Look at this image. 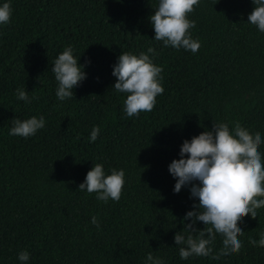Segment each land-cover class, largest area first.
Returning <instances> with one entry per match:
<instances>
[{
    "label": "trees",
    "instance_id": "16d2710c",
    "mask_svg": "<svg viewBox=\"0 0 264 264\" xmlns=\"http://www.w3.org/2000/svg\"><path fill=\"white\" fill-rule=\"evenodd\" d=\"M5 2L11 16L0 24V264H22V251L26 264H150L148 253L163 264H264V247L249 243L264 233V208L238 223L239 253L212 258L223 248L217 234L211 256L181 259L174 236L191 223L181 221L199 201L191 185L175 193L169 172L183 142L215 121L259 132L264 163V32L247 21L253 0H200L188 14L196 22L188 34L201 45L196 53L154 39L149 18L159 0L0 6ZM69 47L86 78L60 101L51 68ZM123 52L147 53L163 69L164 92L151 112L128 117L127 94L113 88ZM18 89L35 99L18 100ZM33 116L45 120L35 135H9L16 119ZM93 127L100 132L91 142ZM95 164L105 175L124 171L119 201L78 189Z\"/></svg>",
    "mask_w": 264,
    "mask_h": 264
},
{
    "label": "clouds",
    "instance_id": "9594fccd",
    "mask_svg": "<svg viewBox=\"0 0 264 264\" xmlns=\"http://www.w3.org/2000/svg\"><path fill=\"white\" fill-rule=\"evenodd\" d=\"M199 2L159 0L158 7L149 18L155 32L154 39L162 41L165 47L170 45L196 53L201 45L188 34L189 29L196 26L194 20L188 19V14L193 12ZM253 4L255 6L247 21L264 32V0H253ZM10 16V4L5 2L0 6V24H7ZM147 52L152 53L153 57L157 54L152 47ZM78 59L69 47L54 61L51 71L58 82L56 96L60 101L73 97L74 87L86 78L84 65L78 64ZM162 70L147 53L137 56L123 52L118 57L112 73L117 77L113 88L118 93L127 94L124 111L128 117L153 110L156 97L164 92L158 79ZM17 99L30 103L35 97L30 99L25 90L18 89ZM44 126L42 116L39 119L33 116L23 121L16 119L9 135L27 138ZM99 132L98 127H93L91 142L97 139ZM261 143L259 132L250 134L239 122L230 129L228 123L217 121L212 130H205L191 141L183 142L180 159H174L169 165L170 174L176 178L173 191L179 193L182 187L191 185L190 195L198 197L199 202L181 221L183 223L191 218V223H185L183 229L174 236L181 259L211 256L213 249L210 245L216 240L217 234L223 237V248L212 258L219 259L221 255L239 253L242 244L238 236L244 231L237 226L238 223L249 214L253 219L257 218V210L264 208V163L258 151ZM124 175L123 170H113L110 175H105L103 166L95 164L78 189L90 194L96 193V198L104 202L109 199L119 201ZM197 221H202L205 227H195ZM91 223L99 226L95 216ZM249 243L254 247H264V233L260 234L258 241L250 238ZM18 259L26 264L29 253L20 252ZM147 261L150 264H163L162 260L154 258L151 253H148Z\"/></svg>",
    "mask_w": 264,
    "mask_h": 264
}]
</instances>
